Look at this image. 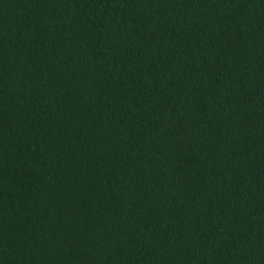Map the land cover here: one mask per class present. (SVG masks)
Segmentation results:
<instances>
[{
  "label": "trees",
  "instance_id": "16d2710c",
  "mask_svg": "<svg viewBox=\"0 0 264 264\" xmlns=\"http://www.w3.org/2000/svg\"><path fill=\"white\" fill-rule=\"evenodd\" d=\"M0 264H264V0H0Z\"/></svg>",
  "mask_w": 264,
  "mask_h": 264
}]
</instances>
